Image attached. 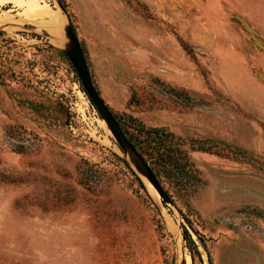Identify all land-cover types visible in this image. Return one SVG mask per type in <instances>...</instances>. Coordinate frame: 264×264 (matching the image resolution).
<instances>
[{
    "label": "rangeland",
    "instance_id": "obj_1",
    "mask_svg": "<svg viewBox=\"0 0 264 264\" xmlns=\"http://www.w3.org/2000/svg\"><path fill=\"white\" fill-rule=\"evenodd\" d=\"M63 1L115 117L166 127L201 181L177 192L161 178L171 202L135 172L141 187L61 45L45 26L10 21L0 28V264H264V52L234 18L264 40V0Z\"/></svg>",
    "mask_w": 264,
    "mask_h": 264
},
{
    "label": "trees",
    "instance_id": "obj_2",
    "mask_svg": "<svg viewBox=\"0 0 264 264\" xmlns=\"http://www.w3.org/2000/svg\"><path fill=\"white\" fill-rule=\"evenodd\" d=\"M58 2L64 10V1L58 0ZM57 50L63 58L66 57L62 50ZM81 88L83 89L82 86ZM115 118L126 137L133 144L139 154L147 161L159 183L161 178H164L176 188L177 192H179L180 188H184L185 190L192 189L197 182L201 181L196 165L188 157L187 151L180 146L178 137H176L166 127L162 125H146L140 119L130 114L124 115V120L122 121L120 116ZM190 143L195 149L227 155L226 152H222L218 148L212 147L213 143L204 144L202 141H197L195 145V140H191ZM231 152V156L233 157H239V154H242L239 153L240 151L237 148H232ZM121 160L130 172L135 175L139 185L143 187L144 185L138 175L124 159ZM87 169L90 170V167ZM188 177L190 178L188 179ZM80 180L84 181L83 178H80ZM184 218L188 224L191 225L190 219L185 215ZM194 231L196 232L202 245L205 246L201 234L196 230ZM182 236L186 245L190 249L191 260L193 261L194 254L199 258V252L196 249L195 243L192 241L189 232L184 227L182 228ZM208 264H212L210 259H208Z\"/></svg>",
    "mask_w": 264,
    "mask_h": 264
},
{
    "label": "water",
    "instance_id": "obj_3",
    "mask_svg": "<svg viewBox=\"0 0 264 264\" xmlns=\"http://www.w3.org/2000/svg\"><path fill=\"white\" fill-rule=\"evenodd\" d=\"M57 4L59 8L64 11L58 0ZM234 18L241 23L243 30L247 33L251 42L264 52V40L259 36L258 32L240 15L234 14ZM62 32L65 40L60 48L73 66L84 92L94 105L99 117L104 121L117 146L124 155L123 159L129 164L134 172L144 177L152 185L163 202H171L170 197L156 179L147 161L139 154L133 144L126 137L107 103L93 85L82 48L72 25L68 21L63 23ZM257 73L264 78V75L260 72Z\"/></svg>",
    "mask_w": 264,
    "mask_h": 264
},
{
    "label": "bare ground",
    "instance_id": "obj_4",
    "mask_svg": "<svg viewBox=\"0 0 264 264\" xmlns=\"http://www.w3.org/2000/svg\"><path fill=\"white\" fill-rule=\"evenodd\" d=\"M4 4H8V9L3 7ZM12 8L20 9L19 14L17 15L18 17L14 18V14L9 12ZM60 10L53 9L46 0H0V28L9 29L10 26H12H9L8 24L10 21H13L14 23H23L26 21L34 25H42L46 27L48 31L47 33L52 41L55 44L62 45L65 40L62 32V25L65 18ZM14 27L16 26L14 25ZM143 179L149 189L158 196L152 185L145 178ZM186 257L188 259V256Z\"/></svg>",
    "mask_w": 264,
    "mask_h": 264
}]
</instances>
